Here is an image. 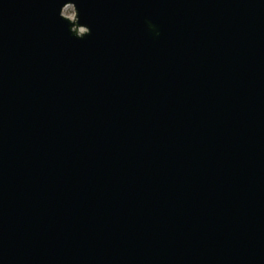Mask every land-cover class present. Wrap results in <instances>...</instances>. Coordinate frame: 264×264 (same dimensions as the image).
Returning <instances> with one entry per match:
<instances>
[{
	"label": "water",
	"instance_id": "95a60500",
	"mask_svg": "<svg viewBox=\"0 0 264 264\" xmlns=\"http://www.w3.org/2000/svg\"><path fill=\"white\" fill-rule=\"evenodd\" d=\"M0 264H264V0H0Z\"/></svg>",
	"mask_w": 264,
	"mask_h": 264
},
{
	"label": "rangeland",
	"instance_id": "374dc122",
	"mask_svg": "<svg viewBox=\"0 0 264 264\" xmlns=\"http://www.w3.org/2000/svg\"><path fill=\"white\" fill-rule=\"evenodd\" d=\"M64 14L67 15V16H72L73 15V10L71 7L67 8L65 11H64Z\"/></svg>",
	"mask_w": 264,
	"mask_h": 264
}]
</instances>
